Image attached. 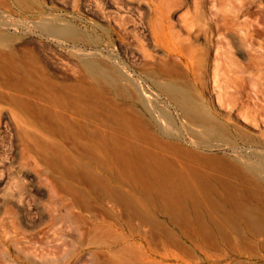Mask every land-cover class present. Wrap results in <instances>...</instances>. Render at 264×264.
Masks as SVG:
<instances>
[{"label":"bare ground","instance_id":"1","mask_svg":"<svg viewBox=\"0 0 264 264\" xmlns=\"http://www.w3.org/2000/svg\"><path fill=\"white\" fill-rule=\"evenodd\" d=\"M69 2L73 11L88 13L100 24L84 21L85 29L80 30L52 20L39 29L49 37L87 47L95 37H117L120 44L130 41V32L123 24L133 23L135 31L142 27L143 40L155 48L161 50L165 39L174 45L168 50V59L188 42L180 39L172 21L187 0ZM120 7L127 11L121 13ZM180 19L187 28V18ZM0 44L7 49L0 54V74L4 76L0 87L12 93L10 105L14 120L20 124L24 157L32 162L37 175L48 177L53 189L61 193V204L77 226L81 244L118 249L111 257L100 252L102 264H187L201 255V262L215 258L214 264H220L229 259L219 254L221 244L229 246L232 253H244L249 260L255 259V248L264 251V242H256L264 235V143L259 145L255 137L240 135L241 140L256 143L257 152L248 155V166L234 165L236 185L222 182L207 173V168L223 167L183 148L173 117L155 111V97L144 94L142 82L119 65L103 60L105 57L87 56L75 63V76L62 77L50 74L34 57H20L8 39L1 38ZM149 57L157 65L150 73L152 87L165 94L180 118L199 127L203 137L209 135L228 146L226 139L234 136L215 121L191 89L180 58L161 61L162 56L157 63L158 57ZM183 57L191 59L193 55L185 49ZM150 71L153 69L146 73ZM159 76L166 83L157 82ZM221 77L215 80L216 88L228 92L231 87L226 76ZM218 204L215 212L224 220L220 223L213 220L214 209H205ZM134 220L150 230L142 231L134 226ZM225 220L243 238L236 246L224 235ZM156 236L162 242L155 241Z\"/></svg>","mask_w":264,"mask_h":264},{"label":"rangeland","instance_id":"2","mask_svg":"<svg viewBox=\"0 0 264 264\" xmlns=\"http://www.w3.org/2000/svg\"><path fill=\"white\" fill-rule=\"evenodd\" d=\"M68 2L0 0V39H8L20 57H34L50 74L62 77L75 76L78 72L75 63L87 56L99 59L105 57L103 60L119 65L129 76L142 82L144 94L146 92L158 100L154 98L155 111H165L173 117V128L181 133L179 143L183 148L205 155L223 167V170H217L211 166L207 168V173L222 182L236 185L234 165L248 166V155L257 152V144L264 143V0H187L172 19L180 39L188 42H184V48L180 47V50L172 53L170 59L174 61L180 58L178 62L189 75L191 89L205 103L215 121L224 124L234 136L226 139L228 146H222V143L210 139L209 135L203 137L198 133L199 127L191 126L180 118L179 111L171 105L165 94L152 87L150 73H154L157 65L155 59L151 62L152 58L149 57V60L147 57L150 54L158 57L157 63L162 56L161 61L167 60L169 48L174 47L168 39L163 41L161 50L155 48L149 40H143L141 26L135 31L134 24L128 22H123V27L130 32L127 44H120L117 37L110 40L95 37V42L84 47L75 42L49 37L42 32L39 26L52 20L70 23L80 30L85 29L84 21L100 24L88 13L73 11L71 2ZM120 9L123 14L127 11L126 8ZM180 16L187 18V28ZM102 25L106 27V24ZM90 34L95 35L93 31ZM185 49L190 50L193 58L182 60ZM6 50L0 44V54ZM142 64H147V67L142 68ZM151 64L156 66L153 68ZM147 68L153 71L146 73L149 71ZM222 74L231 87L228 92L216 88L215 80L221 79ZM3 78L0 74V83ZM156 80L166 83L160 76ZM11 94L0 87V264H102L98 259L100 252L101 256L111 257L118 249L81 244L78 228L61 204V193L53 189L48 177L37 175L32 162L24 157L20 132L18 134L20 124L14 120L15 114L10 105ZM240 135L255 137L258 143L245 142L240 139ZM218 207L219 204L217 207L206 205L205 209H214L213 220L220 223L224 220L221 214L215 212ZM227 223H222L224 227L227 226L224 235L229 236L231 244L236 246L243 238L241 236L240 239L241 234L237 235V231ZM133 224L142 231L150 230L148 226L142 227L139 221L134 220ZM157 238V242H162L159 236H156L155 241ZM256 242L263 243L264 235L258 236ZM218 252L229 257L220 264H264V251L259 248L252 252L256 256L254 260H249L243 252L241 255L232 253L230 247L223 244L219 246ZM214 259L209 263L201 262L204 260L201 255L196 262H186L214 264Z\"/></svg>","mask_w":264,"mask_h":264}]
</instances>
